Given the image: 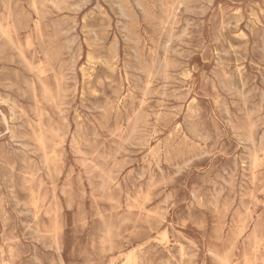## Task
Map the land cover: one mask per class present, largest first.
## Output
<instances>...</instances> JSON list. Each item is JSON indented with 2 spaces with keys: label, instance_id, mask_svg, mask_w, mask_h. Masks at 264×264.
<instances>
[{
  "label": "rangeland",
  "instance_id": "374dc122",
  "mask_svg": "<svg viewBox=\"0 0 264 264\" xmlns=\"http://www.w3.org/2000/svg\"><path fill=\"white\" fill-rule=\"evenodd\" d=\"M0 13V264H264V0Z\"/></svg>",
  "mask_w": 264,
  "mask_h": 264
},
{
  "label": "bare ground",
  "instance_id": "6f19581e",
  "mask_svg": "<svg viewBox=\"0 0 264 264\" xmlns=\"http://www.w3.org/2000/svg\"><path fill=\"white\" fill-rule=\"evenodd\" d=\"M45 1V0H44ZM53 1H55V0H53ZM158 2V1H157ZM41 3V2H40ZM56 3V2H55ZM136 3H138V2H136ZM140 3V2H139ZM142 3V2H141ZM43 4V3H42ZM58 4H60V3H58ZM78 5V4H77ZM77 5H75V6H77ZM121 5V4H120ZM142 5V4H141ZM43 6V5H42ZM58 6V5H57ZM82 6H83V4H82ZM138 6V5H137ZM147 6V5H146ZM34 7V6H33ZM59 7V6H58ZM78 7V6H77ZM143 7H144V5H143ZM75 8V7H74ZM9 9V8H8ZM69 9V8H68ZM76 9V8H75ZM81 9V8H80ZM110 9V8H109ZM145 9V8H144ZM144 9H142V10H144ZM73 10V9H72ZM35 11V10H34ZM148 12V11H147ZM36 13V11L34 12V14ZM122 13V12H121ZM0 14H2V13H0ZM124 14V13H123ZM150 14V13H149ZM154 15V14H153ZM42 18H44V17H42ZM109 18V17H108ZM56 20V19H55ZM36 22V21H35ZM51 22V21H50ZM116 22V21H115ZM36 24H39V23H36ZM229 24V23H228ZM53 25V24H52ZM118 25V24H117ZM35 27V26H34ZM115 27H117V26H115ZM39 29V28H38ZM92 29V28H91ZM74 30V29H73ZM39 31V30H38ZM159 32V31H158ZM1 34H2V32H0ZM68 33V32H67ZM240 34H241V31H240ZM68 35V34H67ZM4 36V35H3ZM6 36H8V35H6ZM98 36V35H97ZM11 38V37H10ZM49 38V37H48ZM7 39V38H6ZM74 39V38H73ZM76 39V38H75ZM52 40H53V38H52ZM94 40H95V37H94ZM8 41V40H7ZM58 41V40H57ZM72 41V40H71ZM50 42V41H49ZM164 42H165V40H164ZM2 43H3V41H2ZM11 43H12V41H11ZM11 43H9V45L11 44ZM74 43V42H73ZM72 43V44H73ZM113 43H115V42H112V44ZM166 43V42H165ZM68 44V43H67ZM70 44V43H69ZM13 45H14V43H13ZM26 45H27V43H26ZM165 45V44H164ZM19 46V45H18ZM118 46V45H117ZM78 47V46H77ZM79 47H80V45H79ZM155 47H157L156 45H155ZM50 49V48H49ZM76 49V48H75ZM80 49V48H79ZM130 49V48H129ZM17 50V49H16ZM15 50V51H16ZM42 50V49H41ZM40 50V51H41ZM113 50V49H112ZM45 51V50H44ZM79 52V51H78ZM76 53V52H75ZM162 53V52H161ZM19 54V53H18ZM23 54L21 53V56H22ZM24 56V55H23ZM116 56V55H115ZM163 56V55H162ZM19 57H20V55H19ZM47 57V56H46ZM72 57V56H71ZM156 58V57H155ZM20 59H23V57L22 58H20ZM59 59V58H58ZM94 59H95V57H94ZM110 59H112V58H110ZM12 60V59H11ZM44 60H46V59H44ZM57 61V60H56ZM105 61V60H104ZM28 62V61H27ZM27 62H25L26 64H27ZM93 62V61H92ZM113 62V61H112ZM171 62H173L172 60H171ZM214 62V61H213ZM72 63V62H71ZM162 64H163V62H162ZM173 64V63H172ZM215 64V63H214ZM41 65V64H40ZM107 65V64H106ZM145 65V64H144ZM158 65H159V63H158ZM181 65V64H180ZM29 66V65H28ZM27 66V67H28ZM156 66V65H155ZM160 66V65H159ZM30 67V66H29ZM40 67V66H39ZM59 67H60V65H59ZM140 67H141V65H140ZM165 67V66H164ZM178 67H180V66H178ZM218 68V67H217ZM28 69V68H27ZM60 69H61V67H60ZM159 69H160V67H159ZM58 70H59V68H58ZM43 71V70H42ZM52 71V70H51ZM66 71V70H65ZM68 71V70H67ZM159 71V70H158ZM162 71V70H161ZM160 71V73H162ZM172 71V70H171ZM41 72V71H40ZM53 72V71H52ZM61 72V71H60ZM67 73V72H66ZM75 74V73H74ZM66 75V74H65ZM41 76V75H40ZM43 76V75H42ZM60 76H61V74H60ZM61 78V77H60ZM74 78H75V76H74ZM150 78V77H149ZM262 78V77H261ZM65 80V79H64ZM66 81V80H65ZM73 81V80H72ZM98 81V80H97ZM105 81H106V79H105ZM103 82V81H102ZM40 83V82H39ZM57 83V82H56ZM101 83V82H100ZM25 84V83H24ZM43 84V83H42ZM150 84V83H149ZM28 85V84H27ZM66 85V84H65ZM161 85H163V84H161ZM30 86V85H29ZM40 86V85H39ZM75 86V85H74ZM7 87V86H6ZM42 87V86H41ZM45 87V86H44ZM58 87V86H57ZM117 87V86H116ZM149 87V86H148ZM8 88V87H7ZM164 88V87H163ZM30 89H31V87H30ZM16 90V89H15ZM45 90V89H44ZM121 90V89H120ZM119 90V91H120ZM133 90V89H132ZM115 91H117V90H115ZM119 91H118V93H119ZM172 91V90H171ZM19 92V91H18ZM21 92V91H20ZM35 92V91H34ZM45 92V91H44ZM67 92H69V91H67ZM121 92V91H120ZM129 93V92H128ZM141 93H142V91H141ZM144 93V92H143ZM68 94V93H67ZM114 94V93H113ZM116 94H117V92H116ZM159 94V93H158ZM33 95V94H32ZM115 95V94H114ZM119 95V94H118ZM161 95V94H160ZM49 96V95H48ZM147 96V95H146ZM49 97H51V96H49ZM65 98V97H64ZM15 99V98H14ZM36 99V98H35ZM7 102V101H6ZM62 103H64V102H62ZM106 104V103H105ZM92 105V104H91ZM96 105V104H95ZM232 105H234V104H232ZM97 106H98V104H97ZM103 106V105H102ZM111 106V105H110ZM95 108V107H94ZM96 108H98V107H96ZM100 108V107H99ZM108 110V109H107ZM112 110V109H111ZM118 110V109H117ZM11 111V110H10ZM74 111V110H73ZM87 111H89V110H87ZM91 111V110H90ZM62 112V111H61ZM104 112V111H103ZM137 112V111H136ZM63 114V113H62ZM105 115H107V114H105ZM121 115V114H120ZM14 116V115H13ZM78 116V115H77ZM133 116H134V114H133ZM139 116V115H138ZM15 117V116H14ZM107 117H108V115H107ZM114 117V116H113ZM135 117V116H134ZM11 118H12V116H11ZM102 118V117H101ZM105 118V117H104ZM103 118V119H104ZM116 118V117H115ZM114 118V119H115ZM131 118V117H130ZM229 118V117H228ZM106 119V118H105ZM104 119V120H105ZM129 119V118H128ZM11 120V119H10ZM79 120V119H78ZM117 120V119H116ZM115 121V120H114ZM76 125V124H75ZM178 126V125H177ZM176 129V128H175ZM181 131V130H180ZM176 132V131H175ZM183 138V137H182ZM165 139V138H164ZM185 141V140H184ZM166 144V143H165ZM82 153V152H81ZM254 153V152H253ZM78 154V153H77ZM80 155V154H79ZM252 159H253V157H252ZM256 159H257V157H256ZM255 160V159H254ZM253 163H255V162H253ZM243 165V164H242ZM254 165V164H253ZM252 166V165H251ZM254 167V166H253ZM254 176V175H253ZM252 176V177H253ZM254 181V180H253ZM253 187V186H252ZM240 193V192H239ZM241 199V198H240ZM27 206V205H26ZM243 208V207H242ZM247 213V212H246ZM249 217H250V215H249ZM35 218H36V216H35ZM38 232V231H37ZM164 234V233H163ZM162 235V234H161ZM161 243V242H160ZM51 246V245H50ZM56 246V245H55ZM140 248V247H139ZM57 251V250H56Z\"/></svg>",
  "mask_w": 264,
  "mask_h": 264
}]
</instances>
